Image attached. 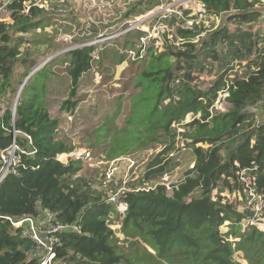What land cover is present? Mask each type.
Returning a JSON list of instances; mask_svg holds the SVG:
<instances>
[{
  "label": "trees",
  "instance_id": "obj_1",
  "mask_svg": "<svg viewBox=\"0 0 264 264\" xmlns=\"http://www.w3.org/2000/svg\"><path fill=\"white\" fill-rule=\"evenodd\" d=\"M25 1L12 0L9 21L0 20V102L15 93L30 72L33 58L31 51L21 49L23 35L44 28L50 19L46 8L39 5L25 11ZM155 1H147V8L152 9ZM200 1L207 13L235 11L233 18L241 24L262 16V10L256 8L260 0ZM166 20L176 28L174 37L180 39L182 47L168 40L171 44L164 52L148 50L134 79L139 90L131 97L124 125L117 126L115 118L103 117L105 120L93 130L96 141L89 145L92 150L101 144L106 158L113 161L154 144L163 145L141 175L125 183L127 189L119 194L127 205L125 211L79 174L83 169L81 157L67 162L58 159L60 154L73 152L75 146L57 137L60 121L48 106L50 83L57 72L50 65L28 79L17 102L15 120L9 108L0 117V149L11 144L15 126L32 139L31 145L24 136H18L19 143L27 144L29 151L36 150L25 155L26 168L22 167L18 175H9L0 185V214L19 218L34 215L43 207L55 212L58 221L80 226V231L60 234L55 264H244L236 258L237 253H242L247 264H264V230L256 224L243 228L250 209L241 211L228 194L239 191L249 195L242 176H255V189L264 193V120L256 125L258 114L248 108L264 99V42L251 31L215 30L202 42V50L217 57L215 46L224 40L242 71L229 76L234 69L230 59L226 70L202 89L193 82L192 70L203 66L198 59L201 49L194 40L206 27L196 21L192 27H184L176 16ZM42 36L36 37L37 42ZM48 44L46 41L43 46ZM94 50L92 45L67 52L69 93L62 102L64 111L73 112L78 104L73 98L92 67ZM147 90L156 92L154 106L149 114L133 121L131 116L141 103L138 96ZM219 95H225L229 105L225 110L215 106ZM130 130H135V142L113 137ZM179 141L184 144L181 149L191 152L194 166L169 190L162 177L178 163L170 154ZM114 222L120 223L118 230L112 228ZM225 222L229 230L222 231ZM117 231L124 235L127 245L119 244ZM33 251L32 240L0 217V264H36L29 256Z\"/></svg>",
  "mask_w": 264,
  "mask_h": 264
},
{
  "label": "rangeland",
  "instance_id": "obj_2",
  "mask_svg": "<svg viewBox=\"0 0 264 264\" xmlns=\"http://www.w3.org/2000/svg\"><path fill=\"white\" fill-rule=\"evenodd\" d=\"M147 1L149 0H45L42 2H44L48 12L47 15L50 17L46 26L23 35L24 42L21 49L22 51H31V57L33 58V63L29 66L30 72L35 69L37 71L46 65H50L51 69L57 72L55 79L50 83L52 90L48 99L49 110L51 115L60 121L57 137L74 145L73 152L79 153L78 156L70 152L66 157H64L65 155L61 157L62 160L68 161L70 158L81 157L83 169L79 174L88 178L95 187L107 194L116 191L122 193L126 190L127 185L125 183L139 177L144 171L146 163L163 149V145L160 143L154 144L147 149L135 151V154L133 152V154L129 153L121 156L115 162L106 158L105 150L101 144L89 150V145L96 141L93 130L102 120H105L102 119L103 117L108 118L110 116V120L115 118L117 126L122 127L124 125L125 116L130 112L131 97L139 90L134 87V79L141 70L144 61H132L127 52L125 53V48L136 45L141 31L137 29L123 33L121 31L124 24L145 15L151 10H155L167 2L171 3L172 7L180 13L191 9L193 11L191 15L193 16L196 15L197 8L201 7L198 0L193 1L192 4L188 1L184 4V0H156L157 2L155 1L156 4L152 9H148ZM260 1L256 4V8L262 10V16L251 23L241 24L238 22L233 18L235 11L223 12L219 15L204 12L201 18L198 17L199 23L207 27L194 40L201 49L198 59L203 63L202 67L199 65L198 68L192 70L195 85L200 86L202 89L208 88L218 74L226 70V63L230 59L234 60V69L230 71L229 76H234L239 70L242 71V67L239 66L233 54L228 52L224 40H219L215 46L217 57L213 56V53L212 56L208 55L205 50H202L201 44L204 40L208 41L210 35L218 29L227 30L228 33H232L237 29L246 32L251 31L254 37L258 36V40L264 42V0ZM158 2L159 4H157ZM132 9L133 11L130 13ZM126 13L130 14L126 16ZM10 17L11 15H7V17L0 16L2 19ZM151 20L145 22L141 29L150 27L149 24H153V22H150ZM171 28L168 37L164 36L167 31L160 35L158 41L161 42V46L153 40L150 43V48H153L157 53L164 52L167 44H171L167 43L168 38H171L173 45L182 47L180 39L174 37L176 28ZM42 33V38H38L37 42L36 37ZM199 38L201 39L199 40ZM46 41L49 44L45 45L47 46L45 48L43 45ZM92 45L95 47L92 53L94 57L92 67L82 77L77 96L73 98L77 100L78 104L73 112L64 111L62 102L69 93L68 78L65 72L68 66L67 52ZM245 63L246 61H243V70ZM23 70L20 69L19 71L22 72ZM20 87L21 84L17 87L15 93L1 98V107L14 109ZM155 94L154 90H147L143 95L138 96L141 103L131 116L133 121H136L143 113L145 115L151 112L154 106ZM143 97H145L144 100H142ZM224 97L219 95L215 101L217 108L225 110L229 106L223 99ZM168 100L166 99L164 103ZM118 103H120L119 108ZM248 108L251 111L256 110L260 122L264 120V99L250 104ZM191 119L192 116L189 115L188 120ZM127 130H129V126ZM182 130L180 127L179 131ZM103 134L106 135L105 130H103ZM135 136V130H130L128 133L118 132L113 134V137L121 139L122 142H135ZM125 137H127V140ZM183 146V141H179L174 152L170 154V156L175 157L174 160L178 161L173 167L174 169L172 168V171L167 173L170 178V186L178 183L194 162L191 152L188 149H181L184 148ZM131 160H134V162ZM112 168H114V173L112 178L109 179L105 173ZM249 181H253V179L249 178ZM112 184L114 187H112ZM228 194L229 198L238 204L241 211L250 209V215L243 220V228L249 225L247 220L250 223L251 220H255V224L264 230V206L261 197L254 196L258 200L257 208H261L254 217L249 202L251 198L250 191L249 195L242 193ZM220 228L222 231L229 230L228 222H225ZM118 233L116 236L119 239V244L127 245L123 241L124 235ZM37 255L35 251L29 253L31 258H36ZM236 258L247 264L242 253H237Z\"/></svg>",
  "mask_w": 264,
  "mask_h": 264
},
{
  "label": "built area",
  "instance_id": "obj_3",
  "mask_svg": "<svg viewBox=\"0 0 264 264\" xmlns=\"http://www.w3.org/2000/svg\"><path fill=\"white\" fill-rule=\"evenodd\" d=\"M11 1L12 0H0V16H4V17H7V15L10 16V10L8 8V5L11 3ZM42 1L45 0L25 1L26 4L25 11H28L31 5H39L41 7H45L44 2ZM186 1L192 4V2L195 0H184V4ZM198 1L201 7L197 8V13L195 16L198 17L200 16L199 18H201L204 12H206V10L204 8V4L200 0ZM182 12L183 13H180V11L175 10L172 7V4L167 2L157 7L155 10L149 11L145 15L125 23L124 28L122 29L121 32L127 33L137 29H140L141 31V34L138 38V42L136 43V45L134 47L125 48L126 49L125 53L127 52V54L131 57L132 61H139L146 58L148 50L150 49L151 41L155 40L157 41L156 43L161 46L162 45L161 42L158 41L160 35H162L164 32L167 31L164 34V36L166 35V37H168V35H170V32L172 30L171 26L166 20L167 18L176 16L178 19L177 23L184 27H192L195 23L194 21H196V23H199L198 17L196 19L192 18L194 16L191 15V12H193L191 9L190 12L188 13L187 11H182ZM9 19L10 18H3V19L0 18V20L3 21H7V20L9 21ZM150 19H152L150 22H153V24H149L150 27L148 28L141 29L142 25L145 22H148ZM204 26L207 27L206 25ZM168 39L172 43L171 38ZM17 102H18V95H17V100L14 104V109H12V121H14L16 117ZM4 113H5V108H1L0 117L3 116ZM259 122L260 121L258 120L257 117L256 125H258ZM18 136H24L26 139H28V143L32 145L31 136L22 130L16 129L15 126H13L11 144L6 146L5 148L0 149V185L9 175H18L22 167L24 168L27 167L26 163L24 162L25 155L34 154V152H36L35 149L29 151L27 149V144L26 146L21 145L17 140ZM58 159L62 160L60 155H58ZM115 161L117 160H114V162ZM131 161L134 162V160ZM193 166H194V162L191 165V167ZM113 173H114V168L108 170L105 175L109 179H111ZM162 178L167 186V189L172 190V188L176 186V185L170 186L169 175L165 174ZM249 178H252L253 181H249ZM249 178L245 176L241 177L242 181L245 182V185L249 186V191L251 194V198L249 202L255 217V214L259 213V210L261 208H257L258 200L254 196L258 195L259 197H261L262 205L264 206V193L258 192L255 189L256 177L249 176ZM234 193H240V192L237 191ZM119 194L120 193L118 191L110 192L108 193V196H109V200L117 203L119 210L123 212L126 210L127 205L126 203L120 200ZM0 217L10 221L13 227L20 228L22 235L29 237L32 240L33 249L38 254L37 257L34 258L36 260V264L57 263V249L61 244L60 234L64 231H70V230L80 231V226L77 223L60 222L57 220V214L55 212L49 210L48 208H43V207H41L38 210V212L34 215H24L22 217L15 218L9 215L0 214ZM247 223L254 225L255 220H251V223L249 222V220H247ZM111 226L114 230H118L121 225L118 222H114ZM118 234L119 233L117 231V235Z\"/></svg>",
  "mask_w": 264,
  "mask_h": 264
},
{
  "label": "water",
  "instance_id": "obj_4",
  "mask_svg": "<svg viewBox=\"0 0 264 264\" xmlns=\"http://www.w3.org/2000/svg\"><path fill=\"white\" fill-rule=\"evenodd\" d=\"M35 70H36V69H35ZM35 70L31 71V72L27 75V77H26V79L23 81V83L21 84V87H20L19 92H18V98H19V95L21 94V91H22L23 87H24L25 84L27 83L28 79H29V78L35 73Z\"/></svg>",
  "mask_w": 264,
  "mask_h": 264
},
{
  "label": "bare ground",
  "instance_id": "obj_5",
  "mask_svg": "<svg viewBox=\"0 0 264 264\" xmlns=\"http://www.w3.org/2000/svg\"><path fill=\"white\" fill-rule=\"evenodd\" d=\"M71 153H72V152H71ZM73 153H74L75 155H78V154H79L78 152H77V153H76V152H73ZM73 153H72V154H73ZM64 155H65V156H64ZM67 155H68V154H60L61 157H63V156L66 157Z\"/></svg>",
  "mask_w": 264,
  "mask_h": 264
}]
</instances>
